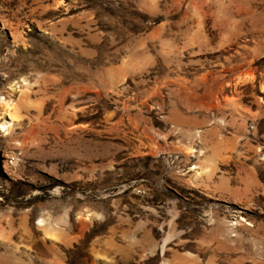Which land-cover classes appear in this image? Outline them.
Segmentation results:
<instances>
[{
    "label": "rangeland",
    "instance_id": "374dc122",
    "mask_svg": "<svg viewBox=\"0 0 264 264\" xmlns=\"http://www.w3.org/2000/svg\"><path fill=\"white\" fill-rule=\"evenodd\" d=\"M0 264H264V0H0Z\"/></svg>",
    "mask_w": 264,
    "mask_h": 264
},
{
    "label": "bare ground",
    "instance_id": "6f19581e",
    "mask_svg": "<svg viewBox=\"0 0 264 264\" xmlns=\"http://www.w3.org/2000/svg\"><path fill=\"white\" fill-rule=\"evenodd\" d=\"M248 76H249V75H248ZM248 76L246 75V77H248ZM250 78H252V77H250ZM243 79H244V78H243ZM245 79H246V78H245ZM253 79H254V77H253ZM253 79H252V80H253ZM244 81H245V80H244ZM246 81H247V80H246ZM9 107H10V106H9ZM9 107H8V108H9ZM9 116H10V114H9V115L5 114V117H4V118H5V124H4V126H8V127H10L11 124L13 123V121H14L13 119H14V118H13L12 116H10V117L13 118V119H12V118H10Z\"/></svg>",
    "mask_w": 264,
    "mask_h": 264
}]
</instances>
